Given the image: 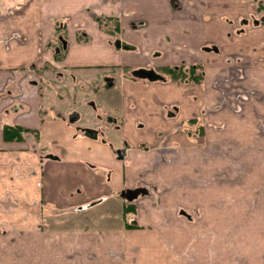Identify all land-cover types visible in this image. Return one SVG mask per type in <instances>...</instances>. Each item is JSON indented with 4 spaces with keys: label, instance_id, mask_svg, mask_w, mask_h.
Segmentation results:
<instances>
[{
    "label": "crops",
    "instance_id": "obj_1",
    "mask_svg": "<svg viewBox=\"0 0 264 264\" xmlns=\"http://www.w3.org/2000/svg\"><path fill=\"white\" fill-rule=\"evenodd\" d=\"M262 18L258 0H1L0 264H264ZM194 63L202 82L125 73Z\"/></svg>",
    "mask_w": 264,
    "mask_h": 264
},
{
    "label": "trees",
    "instance_id": "obj_2",
    "mask_svg": "<svg viewBox=\"0 0 264 264\" xmlns=\"http://www.w3.org/2000/svg\"><path fill=\"white\" fill-rule=\"evenodd\" d=\"M258 7L260 10H264V0H258ZM162 75L165 78H168L173 81L178 82H190L197 83L202 82L204 78L203 67L199 63L189 64V65H179V66H165L161 69ZM190 124H193V121L190 120ZM194 130L192 127L190 131ZM31 130L18 125H4L3 135L6 140H23L25 134ZM35 131H33L34 133ZM34 135L39 137V133L35 132ZM132 211V210H130ZM129 211L124 210V214H127ZM129 224L128 226H130Z\"/></svg>",
    "mask_w": 264,
    "mask_h": 264
},
{
    "label": "water",
    "instance_id": "obj_3",
    "mask_svg": "<svg viewBox=\"0 0 264 264\" xmlns=\"http://www.w3.org/2000/svg\"><path fill=\"white\" fill-rule=\"evenodd\" d=\"M117 47H123V48H129L130 46L126 44L125 42H122L121 40H118L116 43ZM134 75L141 78H148L149 80H157L161 79L162 76L156 73L152 69H145V68H139L134 71ZM90 135L91 132H90ZM146 190L144 188H136V189H126L122 192V196L125 197L128 200H133L138 197L140 193H145Z\"/></svg>",
    "mask_w": 264,
    "mask_h": 264
},
{
    "label": "flooded vegetation",
    "instance_id": "obj_4",
    "mask_svg": "<svg viewBox=\"0 0 264 264\" xmlns=\"http://www.w3.org/2000/svg\"><path fill=\"white\" fill-rule=\"evenodd\" d=\"M59 30V33H58V38H62L63 37V40H64V36H65V32H63L62 30H61V28L60 29H58ZM118 40H121L119 37H117L116 39H115V41H114V45L117 47V45H116V43H117V41ZM65 41H66V39H65ZM122 41V40H121ZM122 42H125L126 44H128L130 47L129 48H123V47H117V48H123V49H131V48H133L134 46H132L131 44H129V43H127L126 41H122ZM176 66H179V65H176ZM140 68H146V67H140ZM137 69V68H136ZM152 70H154L156 73H158V74H161V76H162V80H165V79H168V78H165V76L164 75H162V73H161V69L159 70V71H157V70H155V69H152ZM134 71H135V69H130V68H126L125 69V73H127L128 72V74L130 75V76H132V77H136L135 75H134ZM139 78V77H138ZM141 79H145V78H141ZM146 80H148V79H146ZM168 80H170V79H168ZM106 82H107V86H112V84L114 83V81H113V79H112V77H106ZM84 131L86 132V133H88L89 135H90V132H91V134L93 135V136H95L96 135V133L93 131V129H84ZM35 133V132H34ZM37 133H39V132H37ZM91 135V136H92ZM92 136V137H93ZM40 138V133H39V137H36L35 136V139H39ZM138 186H136V187H133V188H137ZM132 187H126V188H124V190H126V189H131Z\"/></svg>",
    "mask_w": 264,
    "mask_h": 264
},
{
    "label": "rangeland",
    "instance_id": "obj_5",
    "mask_svg": "<svg viewBox=\"0 0 264 264\" xmlns=\"http://www.w3.org/2000/svg\"><path fill=\"white\" fill-rule=\"evenodd\" d=\"M193 126H197V125L195 124V125H193ZM192 128H193V127H192ZM185 183H186V182H185ZM137 188H138V187H137ZM132 189H135V188L132 187Z\"/></svg>",
    "mask_w": 264,
    "mask_h": 264
}]
</instances>
